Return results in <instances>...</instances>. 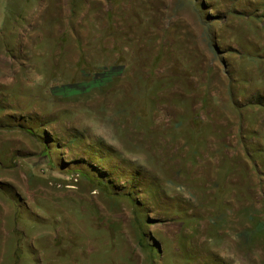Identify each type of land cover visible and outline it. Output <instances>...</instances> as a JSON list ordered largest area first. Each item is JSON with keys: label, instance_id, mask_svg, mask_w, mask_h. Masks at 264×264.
Returning <instances> with one entry per match:
<instances>
[{"label": "rangeland", "instance_id": "374dc122", "mask_svg": "<svg viewBox=\"0 0 264 264\" xmlns=\"http://www.w3.org/2000/svg\"><path fill=\"white\" fill-rule=\"evenodd\" d=\"M0 264H264V0H0Z\"/></svg>", "mask_w": 264, "mask_h": 264}, {"label": "trees", "instance_id": "16d2710c", "mask_svg": "<svg viewBox=\"0 0 264 264\" xmlns=\"http://www.w3.org/2000/svg\"><path fill=\"white\" fill-rule=\"evenodd\" d=\"M28 129V128H27Z\"/></svg>", "mask_w": 264, "mask_h": 264}]
</instances>
